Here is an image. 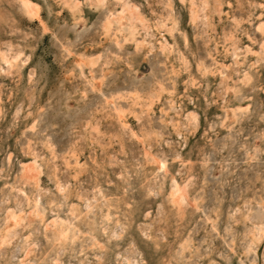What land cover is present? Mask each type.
Instances as JSON below:
<instances>
[{"label":"rangeland","instance_id":"1","mask_svg":"<svg viewBox=\"0 0 264 264\" xmlns=\"http://www.w3.org/2000/svg\"><path fill=\"white\" fill-rule=\"evenodd\" d=\"M30 1L0 0V230L42 220L0 264H264V0Z\"/></svg>","mask_w":264,"mask_h":264},{"label":"bare ground","instance_id":"2","mask_svg":"<svg viewBox=\"0 0 264 264\" xmlns=\"http://www.w3.org/2000/svg\"><path fill=\"white\" fill-rule=\"evenodd\" d=\"M117 2V1H116ZM21 4L23 6V9H24V13L29 17V18H32L34 16H37L38 12H37V5H35L34 3H32L30 0H21ZM125 5V4H124ZM126 6V5H125ZM206 6V5H204ZM119 12V11H118ZM111 15V14H110ZM113 17V16H112ZM108 20V19H107ZM115 22L116 24V31L117 32H120L121 29H122V26L124 24H126L127 28H128V35L130 36V38H132L134 36V26H133V23H130V24H127V22L130 21V18L125 16L123 14V10H121L119 12L118 15H116V17L114 19H109L108 21H106V25H105V32L107 33L109 31V28H110V24L111 22ZM261 31H264V23H261V24H258L257 26ZM134 38V37H133ZM158 40V39H157ZM144 42V41H143ZM18 53V52H17ZM20 54V53H18ZM232 54V53H231ZM233 55V54H232ZM17 58V57H16ZM88 58V62L89 63H93V59H90L89 60V57ZM5 62H8L10 63L8 60H5ZM9 67V66H8ZM207 68V67H206ZM244 79V78H243ZM245 80V79H244ZM139 99V98H138ZM236 109H243V108H240V107H237ZM235 110L232 109V113H234ZM121 115V114H120ZM235 116V115H233ZM195 117V116H193ZM41 158V157H40ZM76 160V159H75ZM30 164V163H29ZM22 165V168H21V175H20V180L22 183L26 184V183H29V184H37L38 182V176H39V173H40V169H39V165L37 163V160L34 159L33 160V163L31 162L30 165ZM161 166H163L161 164ZM182 186V185H181ZM36 188V187H35ZM179 188L178 186L175 184L173 187H172V191H171V197H176V195L179 194ZM181 193V192H180ZM185 193V192H184ZM180 195V194H179ZM181 197V200L183 199L182 196L180 195ZM64 198V197H63ZM178 198V197H177ZM50 200V199H49ZM176 200V199H175ZM180 200V199H179ZM180 204V203H179ZM61 207V206H60ZM29 212V211H28ZM34 217H37L39 218L40 220H42V216L40 214V212L37 210V202L34 200V203H33V209L27 214L25 213L24 211H22L20 214L19 213H16V212H13V211H9L6 215V224H5V227L0 230V244H4L5 242H8L9 241V238L11 237H8L9 235V231L12 229V227H15L17 225H21L23 224H26L28 223L29 224V221L32 220V218ZM255 220V219H254ZM33 221V220H32ZM46 226H49L53 229V232H54V236H56V239L57 240H61L63 241L65 238H67V224H65L63 221H57L55 219H52L48 224H46ZM46 228V227H45ZM253 229V228H252ZM83 234V233H82ZM25 240H28V237H26ZM132 260V259H131ZM24 264V263H23Z\"/></svg>","mask_w":264,"mask_h":264}]
</instances>
